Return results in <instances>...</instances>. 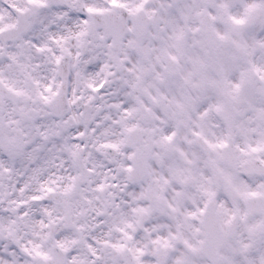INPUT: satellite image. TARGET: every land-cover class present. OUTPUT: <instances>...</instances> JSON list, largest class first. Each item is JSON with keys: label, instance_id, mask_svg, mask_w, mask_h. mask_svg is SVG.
<instances>
[{"label": "snow or ice", "instance_id": "obj_1", "mask_svg": "<svg viewBox=\"0 0 264 264\" xmlns=\"http://www.w3.org/2000/svg\"><path fill=\"white\" fill-rule=\"evenodd\" d=\"M0 264H264V0H0Z\"/></svg>", "mask_w": 264, "mask_h": 264}]
</instances>
